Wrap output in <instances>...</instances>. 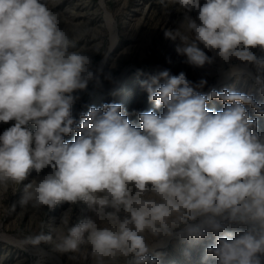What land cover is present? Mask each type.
<instances>
[{"label": "clouds", "instance_id": "obj_1", "mask_svg": "<svg viewBox=\"0 0 264 264\" xmlns=\"http://www.w3.org/2000/svg\"><path fill=\"white\" fill-rule=\"evenodd\" d=\"M160 3L182 13L164 37L186 64L219 60L226 78L250 79L261 101L228 88L205 93L206 79L163 69L140 81L156 110L136 113L139 126L120 103L77 120L78 93L103 71L77 45L89 30L62 27L42 0H0V123L14 121L0 135V186L35 171L22 207L83 202L95 215L70 226L69 209L23 244L40 257L85 245L93 264H161L170 241L211 237L202 264H264V0ZM214 100L220 110L207 107Z\"/></svg>", "mask_w": 264, "mask_h": 264}, {"label": "rangeland", "instance_id": "obj_2", "mask_svg": "<svg viewBox=\"0 0 264 264\" xmlns=\"http://www.w3.org/2000/svg\"><path fill=\"white\" fill-rule=\"evenodd\" d=\"M48 7L59 13L61 26L69 30L87 28L89 31L77 45L86 48L92 56L94 66L102 67L99 73L100 84L90 82L85 91L79 92V99L72 106V115L79 120L81 112L87 113L91 106L103 103H120L129 114V119L136 126L139 121L136 113L156 110L154 103L148 101L147 92L141 88L140 81L163 69L172 74L184 72L186 77L197 82L201 78L207 80V93L215 88H225L238 92L252 93L258 101L261 97L256 93L253 82L247 77L226 78L223 75L227 65L219 60L203 68H194L184 62V57L175 51L176 42L164 37V30L175 28L182 18V13L175 9H165L160 0H42ZM195 16V13H192ZM207 52V50H205ZM208 55L212 53L207 52ZM264 57V52H257ZM106 57V58H105ZM111 73L112 80L105 79ZM210 110H220L223 105L219 101H211ZM253 118L255 113L249 109ZM259 127L264 129V117H259ZM14 121L0 123V135L12 126ZM27 127L35 131L33 124ZM75 133L65 137L74 140ZM50 170L44 169L40 176ZM33 171L27 180L18 185L0 186V264H93L90 249L82 245L77 252L63 255L51 254L40 257L35 250L26 248L25 237L43 230L48 233L59 224L63 213L71 209L70 226L85 219H95L94 213L87 205L79 202L76 205L63 203L54 209L46 206L34 209L22 207L18 201L25 184L37 179ZM214 243L209 237L200 244L181 243L172 240L167 247L160 249L164 253L161 264H202L205 247ZM47 250L48 246L43 245ZM186 253H188L186 255ZM208 264H213L209 258Z\"/></svg>", "mask_w": 264, "mask_h": 264}]
</instances>
